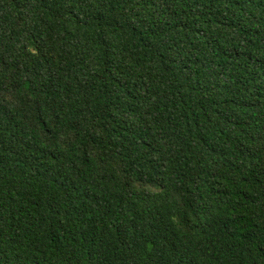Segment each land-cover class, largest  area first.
<instances>
[{
	"label": "trees",
	"instance_id": "trees-1",
	"mask_svg": "<svg viewBox=\"0 0 264 264\" xmlns=\"http://www.w3.org/2000/svg\"><path fill=\"white\" fill-rule=\"evenodd\" d=\"M0 264H264V0H0Z\"/></svg>",
	"mask_w": 264,
	"mask_h": 264
}]
</instances>
